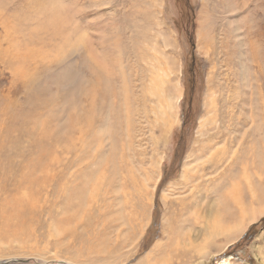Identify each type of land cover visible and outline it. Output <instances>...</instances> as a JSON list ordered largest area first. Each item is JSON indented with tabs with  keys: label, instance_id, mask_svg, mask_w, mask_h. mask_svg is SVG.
Returning a JSON list of instances; mask_svg holds the SVG:
<instances>
[{
	"label": "rangeland",
	"instance_id": "obj_1",
	"mask_svg": "<svg viewBox=\"0 0 264 264\" xmlns=\"http://www.w3.org/2000/svg\"><path fill=\"white\" fill-rule=\"evenodd\" d=\"M37 3L0 0V264H264V0H79V44Z\"/></svg>",
	"mask_w": 264,
	"mask_h": 264
},
{
	"label": "clouds",
	"instance_id": "obj_2",
	"mask_svg": "<svg viewBox=\"0 0 264 264\" xmlns=\"http://www.w3.org/2000/svg\"><path fill=\"white\" fill-rule=\"evenodd\" d=\"M79 0H38L29 21L37 34L60 38L69 44H79L86 35Z\"/></svg>",
	"mask_w": 264,
	"mask_h": 264
},
{
	"label": "bare ground",
	"instance_id": "obj_3",
	"mask_svg": "<svg viewBox=\"0 0 264 264\" xmlns=\"http://www.w3.org/2000/svg\"><path fill=\"white\" fill-rule=\"evenodd\" d=\"M222 2H224V3H222V4H225L226 5V7H227V9H229V10H232L233 9V7H230V4L229 3H226V0H222ZM206 3H207V0H206ZM206 3H204V5L206 6ZM153 4V3H152ZM244 4H246V3H237V7H239V6H243ZM136 6V5H135ZM140 7H142V5L140 6ZM149 7V6H148ZM236 7V8H237ZM143 8H145V7H143ZM232 8V9H231ZM139 9V8H138ZM137 10V9H136ZM145 10V9H144ZM141 11V12H138L137 13V15L139 16V15H141L142 17H144L143 15H145V16H149V12H148V10H145V11ZM207 16H209V14H205V17H207ZM153 17V16H152ZM152 17H151V19H152ZM137 18H139V17H137ZM136 18V19H137ZM150 18V17H149ZM144 19H145V17H144ZM147 20L145 21V23H148V24H150L149 23V21L150 20H148V17L146 18ZM140 20V19H139ZM257 22V21H256ZM140 23V22H139ZM202 23V22H201ZM253 23V22H252ZM137 24V23H136ZM204 24H206V25H209V23L208 22H203L201 25H200V27H203V30H206V28H205V26H204ZM152 26V25H151ZM252 26V25H251ZM139 28H140V26H139ZM238 28V27H237ZM143 30V29H142ZM148 30V29H147ZM238 30V29H237ZM237 30H235V31H237ZM253 31V30H252ZM142 33H143V31H141ZM140 32V33H141ZM251 32V31H250ZM203 33V32H202ZM138 34H139V32H138ZM148 34V33H147ZM154 34V33H153ZM159 34V33H158ZM206 34V33H205ZM209 34V33H208ZM207 34V35H208ZM157 35V34H156ZM155 35V36H156ZM204 35V34H203ZM138 36V35H137ZM209 36V35H208ZM139 37V36H138ZM157 37V36H156ZM140 38V37H139ZM144 38V37H143ZM155 38V37H154ZM205 42V41H204ZM208 43H210V42H208ZM207 47H209V46H207ZM145 52V51H144ZM141 53V52H140ZM142 54H143V52H142ZM141 55V54H140ZM151 68V67H150ZM151 70V69H150ZM155 89V88H154ZM143 92V91H142ZM149 93V92H148ZM146 94H147V92H146ZM143 95V94H142ZM141 95V96H142ZM129 116V115H128ZM128 118V117H127ZM128 122H129V120H128ZM127 122V123H128ZM130 125V123H128V126ZM127 126V127H128ZM164 129V128H163ZM233 142V141H232ZM254 145H255V143H254ZM246 153V152H245ZM192 154V153H191ZM234 154H235V152H234ZM243 154V153H242ZM246 157V156H245ZM247 158H248V156H247ZM233 161H234V159H233ZM220 162V161H219ZM253 162H254V160H253ZM247 163V162H246ZM245 163V164H246ZM184 167H186V166H184ZM214 167H216V166H214ZM214 167H212V168H210V171H207L208 173H212V172H214ZM242 167V166H241ZM242 168H244V167H242ZM205 170H207V169H205ZM246 170V169H245ZM246 172V171H245ZM186 173V172H185ZM197 175L198 176H200V174H196V175H193L192 177L195 179V178H197ZM203 175H205L206 176V174H205V172L203 173ZM243 175V174H242ZM242 177V176H241ZM186 179V178H185ZM208 179V178H207ZM207 181V180H206ZM222 181V180H221ZM238 183L237 182H235V183H233V185H237ZM216 185V184H215ZM221 189V188H220ZM206 194V193H205ZM232 200V199H231ZM230 200V201H231ZM225 201V200H224ZM227 201V200H226ZM224 206H225V202H223V200H222V198H221V201H220ZM223 206V208L225 209V207ZM184 244H186V241H184ZM226 260L227 259H224V260H222V263L221 264H227V262H226Z\"/></svg>",
	"mask_w": 264,
	"mask_h": 264
}]
</instances>
